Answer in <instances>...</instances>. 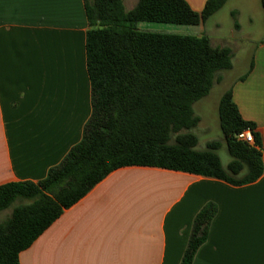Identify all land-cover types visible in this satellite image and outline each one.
Here are the masks:
<instances>
[{
  "label": "crops",
  "instance_id": "1",
  "mask_svg": "<svg viewBox=\"0 0 264 264\" xmlns=\"http://www.w3.org/2000/svg\"><path fill=\"white\" fill-rule=\"evenodd\" d=\"M122 1L125 10L137 2ZM185 1L200 12L206 0ZM231 1L180 28L229 47L232 68L247 53L227 89L258 135L260 176L232 185L158 167L117 168L22 250L19 264H179L208 202L216 212L191 264H264V0H246L249 12ZM148 23L136 27H164ZM88 29L84 0H0V185L38 182L80 141L91 112Z\"/></svg>",
  "mask_w": 264,
  "mask_h": 264
},
{
  "label": "trees",
  "instance_id": "2",
  "mask_svg": "<svg viewBox=\"0 0 264 264\" xmlns=\"http://www.w3.org/2000/svg\"><path fill=\"white\" fill-rule=\"evenodd\" d=\"M225 1L206 0L197 12L185 0H137L130 10H125L122 0H84L89 25L85 62L90 116L80 141L43 179L0 185V211L18 199L26 200L14 205L0 222V264H19L22 250L65 208L117 168L158 167L232 185L250 183L260 176L259 148L235 136L253 124L241 117L231 88L222 93L217 108L222 139L198 149L192 131L199 122L193 103L221 80L220 71L232 68L231 49L213 46L206 35L136 27L139 21L198 24ZM253 135L259 145L254 130ZM222 141L230 155L226 165L216 153ZM215 212L216 206L208 202L196 213L179 264H191Z\"/></svg>",
  "mask_w": 264,
  "mask_h": 264
},
{
  "label": "rangeland",
  "instance_id": "3",
  "mask_svg": "<svg viewBox=\"0 0 264 264\" xmlns=\"http://www.w3.org/2000/svg\"><path fill=\"white\" fill-rule=\"evenodd\" d=\"M246 0H233L229 4L238 5L241 6L242 12L245 11V9L249 12L252 11V8H247ZM128 5V4H127ZM221 23H224L221 21ZM153 25H160L164 26L160 30H152L156 28H147L151 29L150 31H159V32H166V33H180V34H190V32L183 31L180 26H184L185 24H174V23H148ZM242 30H245L244 24H242ZM143 30V29H141ZM252 44L248 43V48L251 47ZM247 53L246 56H243L240 58V62H236L234 67L231 70H222L220 71V75L222 76L221 80L219 82H214L209 92L195 101L193 103V111L194 113L200 118L199 124L195 128L192 129V131L196 134L198 142H197V148L198 149H204L206 147V143L211 140H221L222 134L219 127V119H218V103L219 99L223 93L231 84L232 80L241 74V72L245 69V64H243L242 60L247 59ZM216 153L218 157L220 158V161L222 165H226V163L230 159V155L226 149L225 144L222 141L221 146L216 150ZM26 200L18 199L16 200L12 206L1 210L0 211V222L5 220L7 216L10 214L11 209L14 205L19 203H24Z\"/></svg>",
  "mask_w": 264,
  "mask_h": 264
},
{
  "label": "built area",
  "instance_id": "4",
  "mask_svg": "<svg viewBox=\"0 0 264 264\" xmlns=\"http://www.w3.org/2000/svg\"><path fill=\"white\" fill-rule=\"evenodd\" d=\"M235 136H236L237 140L243 141V142L249 144L250 146H253L257 149L260 147V145H258L255 142V138L253 135V128L246 127L245 129L237 132Z\"/></svg>",
  "mask_w": 264,
  "mask_h": 264
}]
</instances>
